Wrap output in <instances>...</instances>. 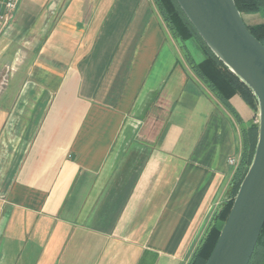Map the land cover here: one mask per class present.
<instances>
[{
  "label": "crops",
  "instance_id": "0c3cea01",
  "mask_svg": "<svg viewBox=\"0 0 264 264\" xmlns=\"http://www.w3.org/2000/svg\"><path fill=\"white\" fill-rule=\"evenodd\" d=\"M7 1L0 264H187L241 156L237 118L191 66L201 47L154 0Z\"/></svg>",
  "mask_w": 264,
  "mask_h": 264
},
{
  "label": "water",
  "instance_id": "95a60500",
  "mask_svg": "<svg viewBox=\"0 0 264 264\" xmlns=\"http://www.w3.org/2000/svg\"><path fill=\"white\" fill-rule=\"evenodd\" d=\"M177 1L206 44L258 100L254 157L206 262L249 264L264 227V43L251 33L235 0Z\"/></svg>",
  "mask_w": 264,
  "mask_h": 264
},
{
  "label": "trees",
  "instance_id": "16d2710c",
  "mask_svg": "<svg viewBox=\"0 0 264 264\" xmlns=\"http://www.w3.org/2000/svg\"><path fill=\"white\" fill-rule=\"evenodd\" d=\"M154 1L174 37L183 43L193 40L201 47L204 58L199 62H195V60L191 59V66L195 73L208 85L211 91L214 92L217 98L231 110L237 118L241 128V156L231 181L228 198L220 209L214 213L205 235L201 238L187 263L206 264L221 233L223 226H220V223L224 225L227 220L240 184L252 163L259 137L258 121H253L250 124H243V119L231 105L230 98L236 94L241 95L253 109L256 117L258 116L259 105L253 90L211 50L191 23L177 0ZM235 1L243 16L246 13H257L263 18V20L258 23L246 24L251 33L264 43V0ZM215 218L216 221L214 220ZM249 264H264V227Z\"/></svg>",
  "mask_w": 264,
  "mask_h": 264
},
{
  "label": "rangeland",
  "instance_id": "374dc122",
  "mask_svg": "<svg viewBox=\"0 0 264 264\" xmlns=\"http://www.w3.org/2000/svg\"><path fill=\"white\" fill-rule=\"evenodd\" d=\"M243 17H244L245 22L248 23V24H255V23H258V22L263 20V18L260 16V14H257V13H252V14L251 13H248V14L246 13V14H244ZM190 48H192V46H190ZM257 121H258V116L255 119V122H257ZM220 226H223V224L220 223Z\"/></svg>",
  "mask_w": 264,
  "mask_h": 264
},
{
  "label": "built area",
  "instance_id": "2783aa9c",
  "mask_svg": "<svg viewBox=\"0 0 264 264\" xmlns=\"http://www.w3.org/2000/svg\"><path fill=\"white\" fill-rule=\"evenodd\" d=\"M6 4L8 7L14 8L16 6V1L15 0H8ZM1 18H2V15L0 14V20H1Z\"/></svg>",
  "mask_w": 264,
  "mask_h": 264
}]
</instances>
